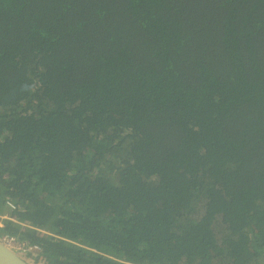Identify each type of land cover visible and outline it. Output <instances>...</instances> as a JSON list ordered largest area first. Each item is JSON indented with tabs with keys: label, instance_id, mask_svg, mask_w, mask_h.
I'll use <instances>...</instances> for the list:
<instances>
[{
	"label": "trees",
	"instance_id": "trees-1",
	"mask_svg": "<svg viewBox=\"0 0 264 264\" xmlns=\"http://www.w3.org/2000/svg\"><path fill=\"white\" fill-rule=\"evenodd\" d=\"M261 218L264 0H0V231L32 264H264Z\"/></svg>",
	"mask_w": 264,
	"mask_h": 264
},
{
	"label": "built area",
	"instance_id": "built-area-1",
	"mask_svg": "<svg viewBox=\"0 0 264 264\" xmlns=\"http://www.w3.org/2000/svg\"><path fill=\"white\" fill-rule=\"evenodd\" d=\"M4 208L8 211H13L16 207L12 202L7 201L5 202ZM0 228H2L1 223ZM0 243L16 253L38 254L41 251V248L38 245L31 243L29 239H20L17 236L3 233L1 231Z\"/></svg>",
	"mask_w": 264,
	"mask_h": 264
},
{
	"label": "water",
	"instance_id": "water-1",
	"mask_svg": "<svg viewBox=\"0 0 264 264\" xmlns=\"http://www.w3.org/2000/svg\"><path fill=\"white\" fill-rule=\"evenodd\" d=\"M32 257H35V254H32ZM0 264H32V261L0 243Z\"/></svg>",
	"mask_w": 264,
	"mask_h": 264
},
{
	"label": "rangeland",
	"instance_id": "rangeland-1",
	"mask_svg": "<svg viewBox=\"0 0 264 264\" xmlns=\"http://www.w3.org/2000/svg\"><path fill=\"white\" fill-rule=\"evenodd\" d=\"M260 223H264V219L263 218L260 219ZM19 255H21V256L24 255L25 258H27L28 260H31V258L28 257L27 254L19 253Z\"/></svg>",
	"mask_w": 264,
	"mask_h": 264
}]
</instances>
